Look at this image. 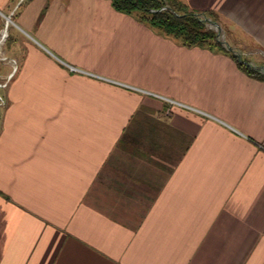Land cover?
I'll return each instance as SVG.
<instances>
[{"label":"crops","instance_id":"0c3cea01","mask_svg":"<svg viewBox=\"0 0 264 264\" xmlns=\"http://www.w3.org/2000/svg\"><path fill=\"white\" fill-rule=\"evenodd\" d=\"M179 1L257 76L108 0H0V264H264V0Z\"/></svg>","mask_w":264,"mask_h":264},{"label":"trees","instance_id":"16d2710c","mask_svg":"<svg viewBox=\"0 0 264 264\" xmlns=\"http://www.w3.org/2000/svg\"><path fill=\"white\" fill-rule=\"evenodd\" d=\"M112 7L137 19L159 35L182 47H207L230 55L239 69L256 75L258 71L238 61L235 52L228 51L217 39V32L179 0H108ZM168 7V9H164ZM207 15V14H205Z\"/></svg>","mask_w":264,"mask_h":264},{"label":"rangeland","instance_id":"374dc122","mask_svg":"<svg viewBox=\"0 0 264 264\" xmlns=\"http://www.w3.org/2000/svg\"><path fill=\"white\" fill-rule=\"evenodd\" d=\"M201 16H205V17H207V18H209L212 22H214V23H216L219 27H220V29H221V32H220V37H219V39L220 40H222V41H225L229 46H230V40H232V38L234 39V40H239V41H248V37H246L245 35H244V33L243 32H241L236 26H233V24H228V23H218L217 21H216V17H215V15H213V13H208L207 15H205V13H202V14H200ZM220 20V19H219ZM207 24V26H208V28H210V29H215V27H213V25L211 24V23H206ZM223 30H226V33L223 31ZM216 31V30H215ZM227 31H230V33H228ZM218 39V38H217ZM231 44H233V43H231ZM197 48H205V49H209V48H207V47H197ZM226 48V47H225ZM234 49V51L237 53L238 51H237V49H236V47L235 48H233ZM228 50V49H227ZM214 52H219L218 50H216V49H214L213 50ZM229 51V50H228ZM220 53H223V52H220ZM6 80V78L5 77H3V75L2 74H0V96H1V93H2V89H3V87H4V81ZM1 98V97H0ZM0 103H1V101H0Z\"/></svg>","mask_w":264,"mask_h":264},{"label":"water","instance_id":"95a60500","mask_svg":"<svg viewBox=\"0 0 264 264\" xmlns=\"http://www.w3.org/2000/svg\"><path fill=\"white\" fill-rule=\"evenodd\" d=\"M164 9H168V7H165ZM198 16L201 17L202 20H203L204 22H206V23H211V24L213 25V27H215L214 30H216V32H217V38H218V41L221 42V44H222L224 47H226V49H228L229 51L235 52V51H234V50H233V49H232V48H231V47H230L225 41H222V40L219 39L221 29H220V27H219L216 23L212 22L209 18L205 17L204 15L201 16L200 14H198ZM8 19L10 20L9 17H8ZM235 54L237 55L236 52H235Z\"/></svg>","mask_w":264,"mask_h":264},{"label":"bare ground","instance_id":"6f19581e","mask_svg":"<svg viewBox=\"0 0 264 264\" xmlns=\"http://www.w3.org/2000/svg\"><path fill=\"white\" fill-rule=\"evenodd\" d=\"M4 30V29H3ZM3 55V54H2Z\"/></svg>","mask_w":264,"mask_h":264}]
</instances>
